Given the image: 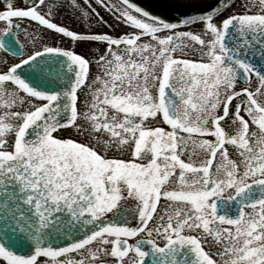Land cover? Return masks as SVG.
I'll return each mask as SVG.
<instances>
[{
  "label": "snow or ice",
  "instance_id": "6c2138e0",
  "mask_svg": "<svg viewBox=\"0 0 264 264\" xmlns=\"http://www.w3.org/2000/svg\"><path fill=\"white\" fill-rule=\"evenodd\" d=\"M95 4L0 0V264H264V0Z\"/></svg>",
  "mask_w": 264,
  "mask_h": 264
},
{
  "label": "water",
  "instance_id": "95a60500",
  "mask_svg": "<svg viewBox=\"0 0 264 264\" xmlns=\"http://www.w3.org/2000/svg\"><path fill=\"white\" fill-rule=\"evenodd\" d=\"M139 3L166 19H173L180 15V13L192 11V9L174 0H139Z\"/></svg>",
  "mask_w": 264,
  "mask_h": 264
},
{
  "label": "flooded vegetation",
  "instance_id": "af4514ba",
  "mask_svg": "<svg viewBox=\"0 0 264 264\" xmlns=\"http://www.w3.org/2000/svg\"><path fill=\"white\" fill-rule=\"evenodd\" d=\"M202 1H206V0H202ZM210 1V0H208ZM213 1V0H211ZM95 0H93V6L96 7L97 11L100 13L101 16L104 17L105 20H107L110 24H112L113 28H108V27H102L101 29H98V30H102L103 32H109L111 33L113 31V29H115V31L118 33L121 31V27H117V22L114 20L113 16L107 12L105 10V8L99 6V5H96L94 4ZM113 2H115V0H113ZM64 15V22L67 24H72L73 26L76 25V21L74 19H72L71 15L70 14H62ZM27 23V22H26ZM83 30V29H81ZM96 30V29H94ZM21 41L24 42V38H23V35H21ZM93 71H95V68L93 69Z\"/></svg>",
  "mask_w": 264,
  "mask_h": 264
},
{
  "label": "rangeland",
  "instance_id": "374dc122",
  "mask_svg": "<svg viewBox=\"0 0 264 264\" xmlns=\"http://www.w3.org/2000/svg\"><path fill=\"white\" fill-rule=\"evenodd\" d=\"M91 2H93V0H91ZM94 4H95V2H94ZM64 18H65L64 15L57 16L56 22L57 23H60L61 22V19H62L63 23L66 25V23L64 22V20H65Z\"/></svg>",
  "mask_w": 264,
  "mask_h": 264
}]
</instances>
